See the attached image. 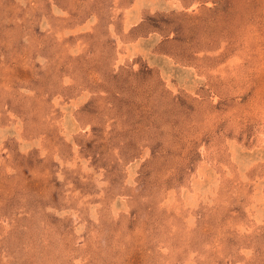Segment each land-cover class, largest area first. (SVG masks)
I'll list each match as a JSON object with an SVG mask.
<instances>
[{
	"label": "rangeland",
	"instance_id": "1",
	"mask_svg": "<svg viewBox=\"0 0 264 264\" xmlns=\"http://www.w3.org/2000/svg\"><path fill=\"white\" fill-rule=\"evenodd\" d=\"M0 264H264V0H0Z\"/></svg>",
	"mask_w": 264,
	"mask_h": 264
}]
</instances>
